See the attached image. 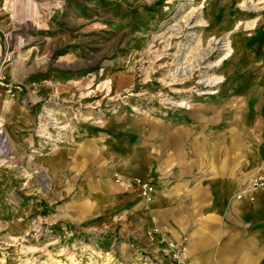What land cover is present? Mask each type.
<instances>
[{"label": "rangeland", "instance_id": "374dc122", "mask_svg": "<svg viewBox=\"0 0 264 264\" xmlns=\"http://www.w3.org/2000/svg\"><path fill=\"white\" fill-rule=\"evenodd\" d=\"M263 96L264 0H0V264H158L139 165L260 134Z\"/></svg>", "mask_w": 264, "mask_h": 264}, {"label": "crops", "instance_id": "0c3cea01", "mask_svg": "<svg viewBox=\"0 0 264 264\" xmlns=\"http://www.w3.org/2000/svg\"><path fill=\"white\" fill-rule=\"evenodd\" d=\"M211 127L170 128L163 134L173 151L164 164L139 165L155 192L126 212L135 211L141 231L152 228L153 244L142 242L158 264H264V191L233 196L239 177L261 165L264 125L239 137ZM173 252L184 255L181 263Z\"/></svg>", "mask_w": 264, "mask_h": 264}, {"label": "built area", "instance_id": "2783aa9c", "mask_svg": "<svg viewBox=\"0 0 264 264\" xmlns=\"http://www.w3.org/2000/svg\"><path fill=\"white\" fill-rule=\"evenodd\" d=\"M23 40H21L22 42ZM263 166H264V160H263ZM142 182V188H143V195L144 193L146 194H151L153 191L152 186L150 185V183L145 182V181H141ZM257 190V189H264V172L263 173H257L256 171L247 179V181L245 182L244 186L242 189H240L239 191V195L238 196H242L244 194L247 193H251L253 190ZM177 255H179L182 259L184 257V255L181 254H177L176 252H173L172 254V258L176 257Z\"/></svg>", "mask_w": 264, "mask_h": 264}, {"label": "bare ground", "instance_id": "6f19581e", "mask_svg": "<svg viewBox=\"0 0 264 264\" xmlns=\"http://www.w3.org/2000/svg\"><path fill=\"white\" fill-rule=\"evenodd\" d=\"M259 170V169H258ZM264 172V166H263V164H262V167L260 168V170L257 172V173H263ZM255 191H257L256 189L255 190H253L252 191V194L255 192ZM144 194H146V193H144ZM147 195V194H146Z\"/></svg>", "mask_w": 264, "mask_h": 264}]
</instances>
